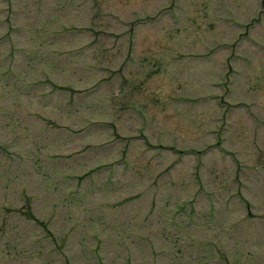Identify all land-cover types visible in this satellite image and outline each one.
Masks as SVG:
<instances>
[{
    "label": "rangeland",
    "instance_id": "1",
    "mask_svg": "<svg viewBox=\"0 0 264 264\" xmlns=\"http://www.w3.org/2000/svg\"><path fill=\"white\" fill-rule=\"evenodd\" d=\"M0 144V264H264V0H0Z\"/></svg>",
    "mask_w": 264,
    "mask_h": 264
}]
</instances>
